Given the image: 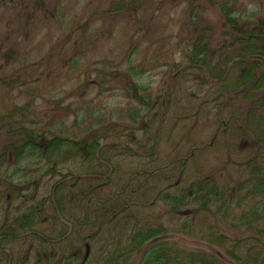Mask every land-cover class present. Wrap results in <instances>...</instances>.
<instances>
[{
    "label": "trees",
    "instance_id": "1",
    "mask_svg": "<svg viewBox=\"0 0 264 264\" xmlns=\"http://www.w3.org/2000/svg\"><path fill=\"white\" fill-rule=\"evenodd\" d=\"M132 1L113 9L127 10ZM208 1L222 16V37L211 45L212 25H195L183 69L216 95L215 120L234 139L229 148L244 177L233 188L211 174L184 178L183 160L155 166L156 146L140 153L122 143L118 125L101 112L83 110L50 129L24 119L26 104L12 106L6 117L13 122L0 132V264H131L134 255V264H264V8L246 13L238 0ZM114 73L140 104L128 103L130 120L139 116L147 133L152 125L143 118L151 104L135 79L143 71L129 65ZM240 199H248L238 220L249 230L244 238L212 229L201 236L202 247H180L176 237L193 232L186 229L194 221L189 216L212 207L231 212ZM157 203L186 218L172 227L147 219L145 209ZM154 236L160 238L151 242Z\"/></svg>",
    "mask_w": 264,
    "mask_h": 264
},
{
    "label": "rangeland",
    "instance_id": "2",
    "mask_svg": "<svg viewBox=\"0 0 264 264\" xmlns=\"http://www.w3.org/2000/svg\"><path fill=\"white\" fill-rule=\"evenodd\" d=\"M119 1L0 0V132L5 134V121L12 120L6 116L16 105L26 104L24 119L50 129L63 118L72 121L83 110L101 112L108 124L118 125L115 131L122 143L140 153L151 144L156 146L159 160L153 165L183 160L184 178L211 174L218 183L234 188L235 180L244 177L237 151L229 148L235 145L234 139L215 120L214 94H207L208 86L202 87L190 70L183 69L184 54L199 25L206 20L212 25L211 45L221 39L217 4L135 0L127 10L113 9ZM238 2L246 13L264 8V0ZM129 65L143 71L135 79L145 87L151 104L150 115L143 118L152 125L147 133L140 130L139 116L135 122L130 120L128 103L140 104L124 93L114 73ZM47 177H41L43 185ZM247 200L240 199L239 206L231 202L236 206L231 212L212 207L197 212L195 219L189 216L194 221L186 229L193 232L176 237L180 247H202L201 236L212 229L229 240L244 238L249 230L239 218L248 207ZM168 209L157 203L143 215L169 227L186 218ZM130 262H137V255Z\"/></svg>",
    "mask_w": 264,
    "mask_h": 264
},
{
    "label": "water",
    "instance_id": "3",
    "mask_svg": "<svg viewBox=\"0 0 264 264\" xmlns=\"http://www.w3.org/2000/svg\"><path fill=\"white\" fill-rule=\"evenodd\" d=\"M159 238H160V237H155V236H154V237L151 239V240H152L151 242H153L154 240L157 241ZM148 244H150V242H149Z\"/></svg>",
    "mask_w": 264,
    "mask_h": 264
}]
</instances>
